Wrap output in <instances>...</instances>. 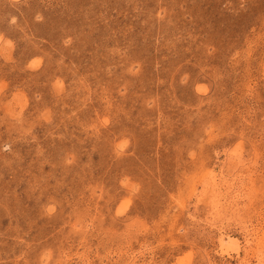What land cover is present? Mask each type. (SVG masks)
Returning <instances> with one entry per match:
<instances>
[{
  "label": "rangeland",
  "instance_id": "374dc122",
  "mask_svg": "<svg viewBox=\"0 0 264 264\" xmlns=\"http://www.w3.org/2000/svg\"><path fill=\"white\" fill-rule=\"evenodd\" d=\"M0 264H264V0H0Z\"/></svg>",
  "mask_w": 264,
  "mask_h": 264
},
{
  "label": "bare ground",
  "instance_id": "6f19581e",
  "mask_svg": "<svg viewBox=\"0 0 264 264\" xmlns=\"http://www.w3.org/2000/svg\"><path fill=\"white\" fill-rule=\"evenodd\" d=\"M215 182V181H214ZM220 200V199H219Z\"/></svg>",
  "mask_w": 264,
  "mask_h": 264
}]
</instances>
